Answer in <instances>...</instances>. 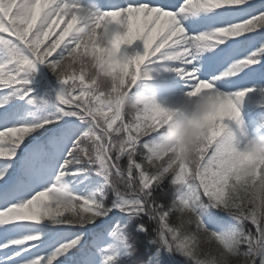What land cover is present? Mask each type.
Listing matches in <instances>:
<instances>
[{
  "label": "clouds",
  "instance_id": "1",
  "mask_svg": "<svg viewBox=\"0 0 264 264\" xmlns=\"http://www.w3.org/2000/svg\"><path fill=\"white\" fill-rule=\"evenodd\" d=\"M194 2L215 12L252 0ZM13 9L17 37L0 49L7 53L14 46L35 59L23 79H36L46 70L52 82L30 109L44 120L75 117L83 127L69 152L79 171L58 172L41 194L43 211L20 213L21 218L86 229L118 211L124 220L111 227L108 243L96 250V264H121L135 256L128 228L144 216L155 225L148 243L160 258L264 264V84L225 91L219 84L235 71L203 80L198 66L227 40L264 31V12L182 51L179 42L150 45L147 33L133 35V18L154 11L147 6L109 10L102 0H34L29 8L0 2L5 13ZM42 13L51 21L47 31L36 28ZM52 29L60 34L45 47L55 35ZM137 42L142 50L134 48ZM261 59L264 53L239 66L258 65ZM164 79L181 82L184 90L162 94L157 84ZM249 97H256L261 113L252 121L245 115ZM77 176L81 179L74 181ZM158 191L170 195L167 204L158 202ZM109 193L115 198L111 206ZM209 212L225 216L228 224L210 228ZM139 230L148 232L143 224ZM83 241L82 235L72 248Z\"/></svg>",
  "mask_w": 264,
  "mask_h": 264
},
{
  "label": "snow or ice",
  "instance_id": "2",
  "mask_svg": "<svg viewBox=\"0 0 264 264\" xmlns=\"http://www.w3.org/2000/svg\"><path fill=\"white\" fill-rule=\"evenodd\" d=\"M12 3L31 8L34 0H12ZM102 5L109 10L129 6L153 9L152 15L147 18H133V35L147 33L150 45L155 42L169 47L179 42L182 51L204 36L264 12L260 10L264 9V4H258L255 0L244 7L229 6L215 12L206 10L207 5L194 0H102ZM13 11L15 9L8 13L0 10V44L9 45L17 37L13 27ZM178 12L186 14L179 17ZM173 17H176L175 21ZM50 23L42 13L36 28L47 31ZM52 31L55 32V29ZM254 33L256 35L242 36L243 39L227 40L214 52L204 56L198 62L202 69L199 72L200 78L208 80L235 71L236 75L226 76L219 84L220 88L229 92L264 82V59L258 65L244 68L239 66V61L259 57L264 53V31ZM35 63L32 56L19 54L14 46L9 47L7 53L0 49V93L3 94L0 102V109H3L0 112V158H4L0 161V217L4 218L0 219V264H36L37 261L40 264H96V250L108 242L107 233L111 227L124 220L118 211L101 219L108 220V224L104 227L97 225L96 229H81L64 223L53 224L47 220L38 223L19 215L30 211L42 212L41 194L49 188L57 173H76L80 168L69 152L83 131L81 123L75 117L50 121L40 117L29 118L27 115L29 105L39 101L37 88L46 82L43 86L49 89L52 83L42 73L39 75L42 81L37 78L23 79L32 71ZM10 96L14 97L12 102H9ZM15 101H23L24 104H16ZM21 128L28 131L23 134L13 131ZM80 179L79 176L73 177L74 181ZM205 222L210 228L220 230L228 224V219L219 213L209 212ZM140 224L144 225L138 223L136 232L142 233L147 244L151 245L148 240L152 232L147 228L148 232L143 233L139 230ZM88 233L92 237L90 243L85 240ZM82 235L83 244L72 248ZM133 238L136 248L139 245L141 249L151 251L143 240ZM134 264H161L156 247L155 253L146 260L143 255H138Z\"/></svg>",
  "mask_w": 264,
  "mask_h": 264
},
{
  "label": "trees",
  "instance_id": "3",
  "mask_svg": "<svg viewBox=\"0 0 264 264\" xmlns=\"http://www.w3.org/2000/svg\"><path fill=\"white\" fill-rule=\"evenodd\" d=\"M55 55H58V52ZM55 55L52 57V59H55ZM124 162L126 164V161H124ZM165 187H167V186H165ZM111 195L112 194L109 193V197H108V201H107V204L109 206H111V201L114 199V197H113L114 195H112V196ZM156 198H157L158 202H163V203L167 204L169 202V200H170V195L161 194L158 191L156 193ZM100 221L101 220H98L97 223L100 222ZM138 223H144L145 227H147L151 232H153V229L155 228V225H154L153 222H151L149 220V218L147 216H144L142 219H139V220L133 222V225L131 226V232H133L132 233V236L137 237L138 239L143 240L144 245L147 246V249H151V251H147L146 249H141L140 246L137 245V249H138L137 254L135 256H133L131 259H128V258L123 259L122 261L125 260V264H134V261L136 260V258H137L138 255H143V258L146 260L149 255H153L155 253V246L148 245L147 244V240L144 239V237H143V234L136 232ZM90 226H92V225H90ZM249 227H251V226H249ZM128 232L131 234L130 228L128 229ZM90 238H91V234L90 233H88V234L85 235V240H88ZM160 259H161V264H170L169 261H168V259H167V256L166 255H164Z\"/></svg>",
  "mask_w": 264,
  "mask_h": 264
},
{
  "label": "rangeland",
  "instance_id": "4",
  "mask_svg": "<svg viewBox=\"0 0 264 264\" xmlns=\"http://www.w3.org/2000/svg\"><path fill=\"white\" fill-rule=\"evenodd\" d=\"M174 81V80H173ZM159 89H160V86H157ZM173 87H176L177 88V90H172V88ZM161 90V92H162V94H165V95H167V94H169V93H171V92H180V91H182V90H184L183 88L182 89H178V86H177V84H172V87H170L168 90H166V89H160ZM249 121H252L251 119H249V118H247Z\"/></svg>",
  "mask_w": 264,
  "mask_h": 264
}]
</instances>
